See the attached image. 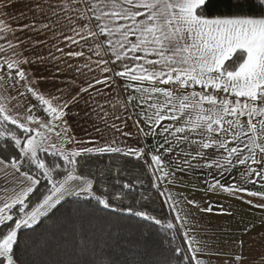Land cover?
<instances>
[{"label": "snow or ice", "instance_id": "6c2138e0", "mask_svg": "<svg viewBox=\"0 0 264 264\" xmlns=\"http://www.w3.org/2000/svg\"><path fill=\"white\" fill-rule=\"evenodd\" d=\"M23 2L0 0V264H203L201 190L260 210L229 261L264 264V0Z\"/></svg>", "mask_w": 264, "mask_h": 264}, {"label": "crops", "instance_id": "0c3cea01", "mask_svg": "<svg viewBox=\"0 0 264 264\" xmlns=\"http://www.w3.org/2000/svg\"><path fill=\"white\" fill-rule=\"evenodd\" d=\"M11 11H12L13 15L18 14V12H20V11H26L23 0H18L16 8L12 9ZM87 132H88V125L84 124L83 122H80L79 126H77L76 124H73L72 133L76 136L77 139L87 138ZM197 186L199 187V182H198ZM212 194H207V193L203 192L202 190L196 193L197 197H204L203 204L201 205L202 207L203 206L206 207L210 203L213 206V209H214L213 211L221 213V207L222 206H223V208L230 210L236 203L242 204L238 200L231 198L228 193L217 191L215 193L216 198H213ZM249 198L250 197H246V199H249ZM253 202L254 203H262L264 201H260L259 199H254ZM242 205L245 206L246 208L248 206L246 204H242ZM250 210H252V212H254V214L256 215L255 217H257V216L260 217V215H261L260 210H258V209H250ZM222 216L223 217L221 219H223L224 223H223V226H221V228H224V227L227 229L229 228L228 230L224 229L223 231H225V230L230 231V233L232 232L236 236L234 237L235 238L234 242L232 241V239L230 237H227V238L223 239V241L220 243V245L223 247H231L232 246L231 249L234 248L235 251H237V244L239 243L240 239L243 238L246 241L245 248H247L251 244L252 241L249 240L248 237L243 236V231H242L243 227H244L243 222L237 221V219L233 216H232V218H231V216H228V215L222 214ZM224 219H226V221H224ZM232 219H234V220H233V223H231V225H230L229 223ZM258 220H259V218L250 219L249 221H257L258 222ZM246 222L247 221L245 220L244 223H246ZM228 226H230L231 228ZM234 226H235V228H233ZM202 227H203V225H200V229ZM212 227H213V225H210V224H207L206 226H204V228H206L205 231H207L210 228L212 229ZM213 228H215V227H213ZM253 236H254V234H253ZM254 238L257 240L259 239L258 237H255V236H254ZM208 244L210 245L211 243H208ZM211 247H214V245L213 246L211 245ZM257 247H258V245H257ZM214 252L215 251L213 250V253ZM216 252H218V251H216ZM224 254L226 256H229L231 253H225L224 252ZM210 256H213L215 259L208 260V263L205 262L206 264H221V262L219 260L220 258H218L215 254H212ZM228 259H229V257H228Z\"/></svg>", "mask_w": 264, "mask_h": 264}, {"label": "rangeland", "instance_id": "374dc122", "mask_svg": "<svg viewBox=\"0 0 264 264\" xmlns=\"http://www.w3.org/2000/svg\"><path fill=\"white\" fill-rule=\"evenodd\" d=\"M213 195V198H216L215 196V193L212 194ZM203 204V202H202ZM201 204V205H202ZM204 207V206H203ZM250 207L247 206V208L245 206H243L242 204H235L231 209L230 211L234 212L235 215L233 217H235L237 219V221H240V222H245L246 221H249L250 219H257L259 218V216L255 217L256 215L254 214V212H252V210L249 209ZM196 221L198 222L199 225H203V227L200 229V227L198 228V231L196 233H194V235L197 236V239H200V240H205L207 241V243H211L210 245H214V247H212V250H214L216 253V251H218L219 253H222L223 255L222 256H217L218 258H220V262L221 264H230V261L228 259L229 256H226L224 254L225 253H232L235 251L234 248L231 249V247H223L220 245V243L223 241V239L227 238V237H230L232 239V241L234 242L235 241V234L234 233H230V231H227L228 229L227 228H221V226H223V219H221L223 216L221 213H218L216 211H213L211 213H199L197 212L196 213ZM242 215V216H241ZM232 218V216H231ZM233 220L232 219L230 221V225L231 223H233ZM224 221H226V219H224ZM207 222V223H206ZM207 224H210V225H213V228L212 229H208L207 231H205L206 228H204V226H206ZM227 227V226H226ZM230 227V226H228ZM231 228V227H230ZM235 228V226L233 227ZM224 229H227L225 231H223ZM212 259H215L213 256H204L202 257V260H203V264H206L205 262L208 263V260H212Z\"/></svg>", "mask_w": 264, "mask_h": 264}, {"label": "trees", "instance_id": "16d2710c", "mask_svg": "<svg viewBox=\"0 0 264 264\" xmlns=\"http://www.w3.org/2000/svg\"><path fill=\"white\" fill-rule=\"evenodd\" d=\"M212 9L214 12H229V11H237L240 9H255V0H212ZM96 162L92 163V170L95 171ZM161 215L168 214L167 205H164L163 208L160 209Z\"/></svg>", "mask_w": 264, "mask_h": 264}]
</instances>
